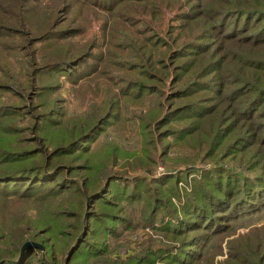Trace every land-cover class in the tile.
Instances as JSON below:
<instances>
[{"label": "trees", "instance_id": "trees-1", "mask_svg": "<svg viewBox=\"0 0 264 264\" xmlns=\"http://www.w3.org/2000/svg\"><path fill=\"white\" fill-rule=\"evenodd\" d=\"M28 1L0 6L10 19L0 21V58H31L27 46L64 55L36 69L19 61L20 78L1 66L0 223L13 229L0 235V264H264V226L230 240L216 262L234 223L264 210V0H77L79 14L104 19L102 38L84 46L72 42L81 28L45 21ZM164 9L177 12L166 40L137 19L160 22ZM129 51L136 61L123 63ZM101 72L108 99L68 117L61 78L76 86ZM153 96L140 116L137 163L152 169L172 148L197 157L156 178L113 172L125 152L93 145L111 129L127 132L129 106ZM199 156L223 164L199 169ZM141 227L168 242L125 261L108 257L106 239ZM29 242L38 247L24 249Z\"/></svg>", "mask_w": 264, "mask_h": 264}, {"label": "rangeland", "instance_id": "rangeland-1", "mask_svg": "<svg viewBox=\"0 0 264 264\" xmlns=\"http://www.w3.org/2000/svg\"><path fill=\"white\" fill-rule=\"evenodd\" d=\"M19 0H0V6L8 8L11 7H18ZM77 0H29L28 1V8H35L38 5V12H40L44 18L50 19L51 22L56 20V23L62 24V26H69L70 28L76 29L81 28L83 30L82 33L77 35L73 38V44L77 46H84L86 44L91 43L94 40H100L103 35V26H104V19L100 17H96L94 14H89L87 17L85 14H79L78 8L76 7ZM71 6L72 12L69 13V9H65L64 7ZM26 7V8H27ZM47 8V9H46ZM36 12V11H35ZM176 11L164 9L163 11V18L160 22H153V18L151 16H137L139 22L142 23V26L150 27L153 32L159 35L161 38L166 40V33L172 27L176 25ZM29 15H32L29 14ZM50 16V17H49ZM0 21H6L9 23L10 19L7 18V15H0ZM36 46H41L40 44ZM28 48L25 49L31 56L24 57L23 54L17 56L16 59L13 57H8L7 61L0 58V70H2L1 66H5V70L9 73V71L15 70L14 75L17 77V72L19 71L20 62L25 60L28 62L33 69L39 68L45 61L47 60H55L57 57L64 55L63 49H54L49 51L44 49V53L39 51L36 52L37 48H33L27 46ZM77 48H69V57H73L76 54ZM88 49V48H86ZM35 50V51H34ZM104 52L107 51L106 46L103 48ZM121 61L123 63L126 62H134L136 59L133 57V54L129 51L125 56L121 57ZM8 67V68H7ZM26 69L28 70V66L26 65ZM113 70L111 72V77L117 78L124 75L121 70ZM31 74V73H30ZM29 74V75H30ZM103 72L99 73L97 76V81L95 82H81L79 85L73 86L68 81L65 80L64 77L61 78L60 84V98L62 99V103L59 105L65 108L66 115L68 117L74 116H84L89 115L92 111L93 106L101 105L108 99L107 90H109V83L110 80L107 78L109 75H102ZM25 78V77H21ZM32 78H35L34 74ZM0 79L3 81V77L0 76ZM173 78L170 81H167V87H162L163 92L166 95L170 94V86ZM20 83H25V80L21 79V81H17ZM155 96L148 99V101L142 106H129V114L131 117L129 129L127 132L123 133L117 131L115 129H111L108 131L106 135L101 137L96 144L93 145V150L100 148L102 145L107 143H113L117 145L123 152H125V156L120 160L118 165H115L112 168V171L115 173H121L126 175L127 177L142 175L144 173L148 175H153L155 178L161 175H164L168 170H177L181 169L184 170L187 168V163H184V159L187 158H196L197 153L195 150H178L177 148H172L169 153L168 160L166 163L161 161L160 155L157 154L158 164L152 169L146 166L145 168L139 163V159L143 157V138L140 135V116L145 115L149 112V110L154 105ZM164 98V97H163ZM164 106L166 107L165 98L162 100ZM26 125V124H24ZM23 128L22 125H20ZM28 137H31L27 134ZM154 135H156V131H154ZM161 149V145H158V150ZM200 157V156H199ZM200 159H196L194 163L197 167L210 169L216 165H222L223 163L219 162H206ZM179 161V163H177ZM239 170L243 171V169ZM245 171V170H244ZM246 172V171H245ZM180 187L185 188V185L180 184ZM174 202H177L174 200ZM31 216L34 214L30 213ZM6 224L4 222L0 223V235L5 233L6 231L12 230L13 228H6ZM264 226V210L260 213L255 215H249L242 219H240L237 223H234L233 227H235V232L225 241L223 245V255H218L216 257V262H222L227 258V243L237 238L239 235L246 234L251 228L253 227H262ZM9 227V226H7ZM121 231V234L118 237H109L106 239V243L109 246L110 254L109 258L115 261H125L129 258L139 256L145 248L150 244L155 245H164L168 241L162 238L152 227H141L135 231ZM87 230H84V234ZM34 244V243H33ZM34 246H37L34 244ZM38 247V246H37ZM40 248V247H39ZM217 264V263H216Z\"/></svg>", "mask_w": 264, "mask_h": 264}, {"label": "water", "instance_id": "water-1", "mask_svg": "<svg viewBox=\"0 0 264 264\" xmlns=\"http://www.w3.org/2000/svg\"><path fill=\"white\" fill-rule=\"evenodd\" d=\"M31 246H34V244L31 243V242H29V243H27V244L24 246V249L27 248V247H31Z\"/></svg>", "mask_w": 264, "mask_h": 264}]
</instances>
